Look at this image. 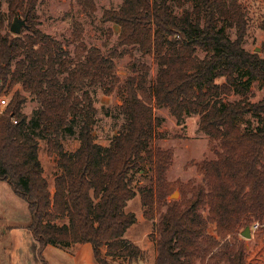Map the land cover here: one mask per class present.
Wrapping results in <instances>:
<instances>
[{
  "label": "trees",
  "instance_id": "trees-1",
  "mask_svg": "<svg viewBox=\"0 0 264 264\" xmlns=\"http://www.w3.org/2000/svg\"><path fill=\"white\" fill-rule=\"evenodd\" d=\"M41 1L5 0L10 15L29 16L21 34L7 28L0 11V96L21 86L0 114V180L27 202L28 228L44 264H49L44 257L49 244L91 243L99 264L144 256L126 237L137 222L126 208L137 195L131 173L145 162L152 165L156 184L140 190L148 207L144 214L153 218L156 205L160 210L155 264H264L261 251L248 253L241 237L253 220L264 221V97L255 102L247 97L252 82L264 81V57L243 45L249 20L241 2L194 0L193 9L181 15L169 0H123L106 9L104 21L120 27L117 43L125 48L119 55L132 54L136 63L122 81L113 55L86 44L81 21L72 22L73 51L39 28L35 9ZM77 2L86 15L96 14L95 0ZM228 27L236 29L235 38ZM134 50L153 56L155 77ZM222 77L225 81L218 82ZM98 86L124 95L125 122L109 145L93 132L97 108L89 87ZM234 92L243 98L226 101ZM28 94L39 104L33 118L23 111ZM155 104L168 108L178 122L188 113L200 116L199 128L217 154L198 166L203 182L166 179L173 153L151 147L162 124ZM248 113L258 124L243 128L240 121ZM76 115L82 116L80 145L69 152L61 139ZM38 127L49 154L58 153L53 191L39 156ZM178 187L182 198L169 200Z\"/></svg>",
  "mask_w": 264,
  "mask_h": 264
},
{
  "label": "rangeland",
  "instance_id": "rangeland-1",
  "mask_svg": "<svg viewBox=\"0 0 264 264\" xmlns=\"http://www.w3.org/2000/svg\"><path fill=\"white\" fill-rule=\"evenodd\" d=\"M97 4L96 14L86 15L77 0H42L35 9V21L39 28L51 34L53 37L63 42L66 48L74 50L75 43L72 41L73 20H79L84 25L85 42L88 46H98L106 56L113 55L116 62L117 73L122 79L133 74L136 63L132 54L124 53L119 55L125 46L117 43L120 27L114 22L104 21L103 14L108 8H118L123 0H95ZM247 11L249 26L247 36L244 41V47L252 52H258L264 57V0H239ZM174 12L178 15L185 10H192L194 0H169ZM0 11L5 15V25L10 29L15 14L10 15L8 5L5 0L0 2ZM23 17L26 12L21 13ZM227 33L231 38L236 37V29L228 27ZM23 31H27L26 28ZM5 32V30H3ZM133 54L141 61L148 63L152 68V77H155L158 66L152 55L142 56L139 50H134ZM200 57H205L206 53L198 50ZM225 81V78H219L218 82ZM21 88L16 85L12 91L1 98L8 100L13 91ZM93 96L94 105L97 108L95 115L94 134L98 142L109 145L113 137L122 129L125 122L124 115L120 105L123 102L124 95L120 89H115L111 94L105 93L104 87L98 86L90 88ZM247 97L250 101H259L264 97V81H254L250 84L247 91ZM226 101H237L243 98L240 93H232L224 97ZM38 102L28 94V100L23 107L30 118L36 116ZM0 106V109H4ZM155 114L162 119V124L157 127L156 137L151 143L154 150L168 149L173 153V164L166 173V179L169 182L187 183L194 182L199 184L203 182L201 174L198 172V166L205 159L216 158V151L210 147L209 136L200 130V116L188 113L183 122H178L176 117L166 107L154 105ZM82 123V116L76 115L72 119L71 127L64 130L61 143L66 151H74L79 145V129ZM243 128L254 127L258 124V119L251 113H248L241 121ZM36 135L39 137L40 150L39 156L44 166V174L47 177L51 190L54 188V177L59 172L58 153L52 155L48 151V142L43 137V133L38 127ZM131 180L137 195L128 203V211L135 212L137 222L129 229L126 237L136 242L141 248H144V256L141 259L130 261L128 259H119L116 264H123L130 261L131 264H155L157 257V224L160 217V210L156 209L153 218H147L144 214L148 207L143 206L141 200V189L155 186L156 178L152 165L149 162L142 163L141 167L131 173ZM174 192H178L174 194ZM168 196L169 200L181 199L182 191L180 188ZM0 264H39L42 259L38 255L35 247V238L26 223L30 221V212L27 202L18 196L10 184L5 181L0 185ZM157 204V203H156ZM165 210V207L162 208ZM207 213V212H205ZM65 219H60L64 222ZM256 221L253 220L252 223ZM261 226L259 230L252 231V237H244V244L248 253L260 250L264 258V221H259ZM251 223V224H252ZM250 224V225H251ZM13 226V228H11ZM4 229L6 233H4ZM209 232L215 233V225L209 226ZM32 236V237H31ZM44 263V262H43Z\"/></svg>",
  "mask_w": 264,
  "mask_h": 264
},
{
  "label": "crops",
  "instance_id": "crops-1",
  "mask_svg": "<svg viewBox=\"0 0 264 264\" xmlns=\"http://www.w3.org/2000/svg\"><path fill=\"white\" fill-rule=\"evenodd\" d=\"M3 182H5V181L0 180V185ZM53 187H54V184H53ZM53 190H54V188L52 189V191ZM127 207H128V205H127ZM30 222H31V216H30V221L28 223H26L25 226L28 227ZM11 228H13V226H11ZM129 229H128V231H129ZM3 232L6 233V230L4 229ZM127 232H126V235H127ZM32 238L34 239V237H32ZM34 243H35L36 249L38 250V242L36 241V239H35ZM142 249H144V248H142ZM44 257L48 261L49 264H99L98 261L96 260L95 256H94V251H93V247H92L91 243H76L69 248H62V247H58V246L49 244L44 249ZM1 262L2 261H0V263ZM39 264H44V263L42 261ZM123 264H127V263H123ZM129 264H131V263H129Z\"/></svg>",
  "mask_w": 264,
  "mask_h": 264
},
{
  "label": "water",
  "instance_id": "water-1",
  "mask_svg": "<svg viewBox=\"0 0 264 264\" xmlns=\"http://www.w3.org/2000/svg\"><path fill=\"white\" fill-rule=\"evenodd\" d=\"M28 20H29L28 15L23 17L21 14L17 13L14 17V21L10 27V30L15 34H21L23 32V29L28 27ZM177 193L178 192H174L173 196ZM241 234L244 237H248V238L252 237L251 226L250 225L246 226L245 229L241 232Z\"/></svg>",
  "mask_w": 264,
  "mask_h": 264
},
{
  "label": "built area",
  "instance_id": "built-area-1",
  "mask_svg": "<svg viewBox=\"0 0 264 264\" xmlns=\"http://www.w3.org/2000/svg\"><path fill=\"white\" fill-rule=\"evenodd\" d=\"M8 103H9V100L6 97L0 99V106L6 107ZM3 110L4 109L2 110L0 109V114L3 112ZM250 226H251V230L255 232L259 230L261 223L259 221H254Z\"/></svg>",
  "mask_w": 264,
  "mask_h": 264
}]
</instances>
